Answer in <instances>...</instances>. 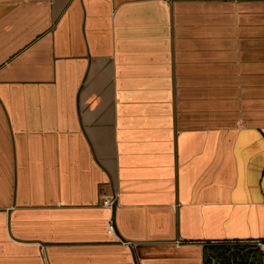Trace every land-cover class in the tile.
<instances>
[{
  "label": "crops",
  "instance_id": "crops-1",
  "mask_svg": "<svg viewBox=\"0 0 264 264\" xmlns=\"http://www.w3.org/2000/svg\"><path fill=\"white\" fill-rule=\"evenodd\" d=\"M260 240L264 0H0V264Z\"/></svg>",
  "mask_w": 264,
  "mask_h": 264
},
{
  "label": "flooded vegetation",
  "instance_id": "flooded-vegetation-1",
  "mask_svg": "<svg viewBox=\"0 0 264 264\" xmlns=\"http://www.w3.org/2000/svg\"><path fill=\"white\" fill-rule=\"evenodd\" d=\"M206 264H264V254L251 242L218 244Z\"/></svg>",
  "mask_w": 264,
  "mask_h": 264
},
{
  "label": "built area",
  "instance_id": "built-area-1",
  "mask_svg": "<svg viewBox=\"0 0 264 264\" xmlns=\"http://www.w3.org/2000/svg\"><path fill=\"white\" fill-rule=\"evenodd\" d=\"M117 205V198L114 196H107L104 198L103 200V207L107 208L111 211H113L116 208ZM108 232L110 234H115V226H114V221L110 220L109 224H108ZM236 244V243H246V242H234V243H230V242H222V243H218V244ZM253 245H255L257 247V250L259 253L264 254V240H260V241H254L251 242Z\"/></svg>",
  "mask_w": 264,
  "mask_h": 264
}]
</instances>
